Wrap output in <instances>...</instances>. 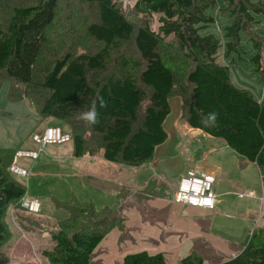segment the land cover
<instances>
[{"label":"trees","instance_id":"16d2710c","mask_svg":"<svg viewBox=\"0 0 264 264\" xmlns=\"http://www.w3.org/2000/svg\"><path fill=\"white\" fill-rule=\"evenodd\" d=\"M134 1L138 22L126 16L124 0H76L78 6L64 16V0H0V89L9 83L8 102L27 101L42 120L63 126L76 158L101 154L109 163L140 167L166 142L170 101L180 99L182 120L222 140L242 169L255 165L264 184V104L233 84L229 66L217 63L222 41L225 58L239 55L243 34L255 50L252 62L264 73V36L255 31L264 18V0H223L229 15L223 40L201 35L215 24L207 13L217 0ZM154 16L158 32L151 28ZM51 42L60 43L48 60L45 47ZM97 94L107 108L100 109V123L89 128L75 117ZM213 110L220 114L219 126L204 128L201 114ZM17 150H0V251L13 238L9 210L24 229L43 228L21 207L28 189L9 172ZM152 191L150 186L142 193L121 192L103 209L76 197L55 200L68 217L58 222L55 247L43 256L50 264H91L111 232L126 230L123 203L143 200ZM122 264L166 261L162 254L142 252ZM179 264H204V259L194 251ZM221 264H264V229H255L242 252Z\"/></svg>","mask_w":264,"mask_h":264},{"label":"crops","instance_id":"0c3cea01","mask_svg":"<svg viewBox=\"0 0 264 264\" xmlns=\"http://www.w3.org/2000/svg\"><path fill=\"white\" fill-rule=\"evenodd\" d=\"M12 105H14L12 109L5 111V113H7L6 116L10 120H7L4 125L0 124V150L30 148L32 146L31 136L33 134L40 133L46 127L60 126L59 123L51 119L42 120L35 107L30 105L27 101ZM176 112L177 113L172 116L170 114L165 120L164 128L168 134L166 142L156 148L154 157L150 162L140 167H128L109 163L101 154L76 158L74 156L72 143L48 146L52 148L46 151L48 148L46 147L40 153V157L37 161L20 160V164L27 169L28 172L31 168H34V170L38 169L41 176L44 175V172H42L43 169H55L51 168V165L67 164L69 167L68 178L70 180L73 179L74 185L76 184L79 189L83 188L82 184L85 186L83 195L79 193L73 197H76L79 201H93L98 209L112 207L116 202L118 194L121 192L142 193L152 186V193L148 194L143 200L135 198L130 199L137 200L138 203L141 204L142 210L144 211L143 218L145 220L159 223L158 230L156 231L158 236L156 240L160 242L159 244H169V249L172 248L173 252L175 251L176 259L180 263L181 260L190 256L194 251L203 257L204 255L202 254V251L209 250V246H207L209 245L208 235L211 232L212 235H210V238L213 241L222 242L223 239L228 248L236 251L228 252L225 256L227 258L223 260L225 262L237 257L242 252L244 245L249 239L245 240L250 229V223L245 218V216L249 214H247V212L244 214L239 212L242 208L247 209L250 203H247L245 206H236L235 203H232L231 198L233 195H236L238 191L246 189H248L249 192H245V195H240L239 198L241 200H256L257 196L255 192L250 191L252 186L251 184H246V178L243 176L236 178L232 176L239 173V171H235V167L234 169L232 167L231 170L230 166L226 167L222 163L219 164L218 161L212 164L211 161H208L209 158H207V156L201 158V156L196 155L194 151L191 150L193 141L198 143L196 145L199 146V151H202L200 149H203L204 151L205 147L210 148L213 145L220 147V151L222 152H229L231 149L228 148L222 140H220L221 143H215V140L219 139L211 138L202 131L193 129L185 123L182 120L181 101L180 107ZM1 120L2 116H0V122ZM170 132L176 136L175 140ZM169 144L179 145L178 155L180 158H185L184 168L180 172V175H182L181 177H184L190 170H196L199 172L212 173L215 176L216 181L218 180L220 182V187L222 188H219L216 192L220 204H218V209L213 211L215 217L211 219V221H205L201 218L203 217L202 212L211 213V211L209 212L198 208L176 205L173 202V195L171 196V201L163 200L162 197L164 196V193L161 196H158V186L165 187V185L156 184L157 182L155 181V178L151 177V174L154 173V175H157L155 168L157 167L156 160L158 158V152L159 150L168 148L167 146ZM232 152L234 155H231V158L234 161H237V168L242 172L247 171L249 168L250 171L257 170L256 172L261 181L257 167L255 165H248V167L242 169L240 167L238 156L233 150ZM42 155L44 158L39 163L38 161L41 160ZM170 162L174 163L173 161ZM148 167H150V169H148ZM159 176L163 179H167L166 182L173 180V177L168 176L167 170H165L164 173L161 172ZM242 178L244 179L242 180ZM17 179L20 180L21 178ZM32 184H35V180L33 179L29 181V186ZM215 190L216 188H214V192ZM250 194H253L254 196L250 197ZM26 198L29 199L32 197L27 194ZM221 203H227L228 207H223ZM231 212H236L237 216L230 215ZM11 214L12 220L17 227V231L22 235V237L16 239L12 247L11 263L33 264L29 257L34 255V245L31 239L25 236L24 233L33 232L34 230H26L18 225L14 220L15 212L11 211ZM237 217L240 219H237ZM196 221H199L202 224L206 223V227L199 226ZM258 221H256V226L253 231L258 228L262 229V227L259 226ZM240 224H244L241 230L243 232H239ZM189 227L192 228L193 231H191ZM215 227L221 228V231H225L227 234L229 233L231 238H224L217 233H213ZM201 228L203 231L207 230L206 236L204 237L196 230L200 229L201 231ZM148 231L151 234L155 232L151 228ZM252 232L250 234H252ZM241 240L244 242L241 243ZM214 253L217 254L218 252L214 251ZM14 256L18 257V259H14Z\"/></svg>","mask_w":264,"mask_h":264},{"label":"rangeland","instance_id":"374dc122","mask_svg":"<svg viewBox=\"0 0 264 264\" xmlns=\"http://www.w3.org/2000/svg\"><path fill=\"white\" fill-rule=\"evenodd\" d=\"M124 12L126 16L134 21L138 22V17L133 13V8L135 5L134 0H124ZM65 9L62 13L64 16L67 12L70 11V8L73 9L75 6H78L76 0H64ZM226 2L223 0H217V7L208 11V15L215 19V24L211 25L209 29L202 31L201 35H215L218 39L223 40L224 37V29L228 25L229 15L225 13ZM159 17L154 16L151 20V28L153 31L158 32L160 24L158 22ZM140 21V20H139ZM261 24L257 25L255 28L256 33L264 36V18H261ZM62 35V32H57L56 36ZM66 35V34H64ZM242 40V49L240 50L239 55L232 54L228 58H225V41H222V46L218 51L217 55V63L222 66H229L231 70L232 82L238 88H243L250 91L262 104H264V73L258 72L256 65L252 62V59L255 56V50L252 46V43L248 40L245 35H241ZM60 42H54L45 47L48 49L45 57L50 60L54 57V55L58 54V50L56 49L57 45ZM239 57L241 59H239ZM263 68H264V60H263ZM9 90V83L6 82L3 84L0 89V113H4L2 116V120L0 122L1 125H4L7 120H10L5 113L6 110L12 109L14 105L8 102L7 93ZM171 105V116L176 114L177 110L180 107L179 99H172L170 101ZM24 107V105H23ZM62 129H65L63 126H59ZM173 136L174 140L176 136L170 132ZM215 143H221L220 140H215ZM196 144L197 142L193 141L191 150L194 151L196 155L204 158L207 156L208 161L213 164L216 161L219 164H224L226 167H232L235 171H239L238 174L232 175L233 177L243 176L246 178V184H251L252 188L250 191L255 192L257 199L249 201L248 199L241 200L239 198L240 195H245V192H249L248 189L238 191L236 195H233L231 198L232 203H235L236 206H245L247 203H250L247 209H240V213H246V220L250 223V229L248 235L245 240H247L251 236V232L255 228L256 221L262 229H264V184L261 183L259 179V175L256 172L257 170H251L250 168L242 172L237 167V161H234L231 158V155H234L232 150L229 152L220 151V147H216L213 145L210 148L205 147V150L200 149ZM168 148L159 150L158 158L156 160L157 167L155 168V172L151 174V177L155 178L156 184L165 185L158 186L157 193L163 194V200L171 201V196L174 195L178 184L181 180L180 172L184 168L185 158H180L178 155L179 145H168ZM52 147H48L46 151L51 149ZM212 152V153H210ZM44 156L42 155L40 163L43 160ZM206 158V159H207ZM173 161L174 163L170 162ZM146 167V166H145ZM51 168L55 169H43V176L39 174V170L34 168L29 171L28 179H20L28 189V196L30 200H38L41 205V212L39 215L37 214V218L43 222V228H37L33 232L24 233L25 236L29 237L34 245V255H31L30 261L33 264H50L48 260L43 256V252L50 251L55 247V242L53 241L52 235L58 230V222L65 220L68 217V213L65 210L56 208L55 200L68 202L70 201L74 195L76 194H84L85 186L83 188H78V186L73 183V179H69V167L67 164L60 165H51ZM150 169V167H148ZM167 170L168 176L173 177L172 181L166 182L167 179H163L159 176V174L164 173ZM242 172V173H241ZM242 178V180L244 179ZM33 179L35 180V184L29 186V181ZM241 180V181H242ZM235 183V181H234ZM214 188L215 194L220 187V182L217 180ZM217 197V195H216ZM158 200V199H154ZM150 200V201H154ZM115 201V200H114ZM112 203V202H111ZM218 204H220V200L217 198L216 210L218 209ZM222 204V203H221ZM124 216L126 219V230L124 232L113 231L108 235L96 248L92 259L91 264H122L124 258L129 255H134L142 252H146L151 256H155L158 254H162L165 258L166 264H179L176 259V253L173 252L172 248L169 249V244L160 242L157 239V230L159 223H155L152 221H147L143 218L144 211L142 210L141 204L138 203L137 200L129 199L123 203ZM223 207H228L227 203L222 204ZM210 212V211H209ZM236 212H231L230 215H236ZM203 217H201L205 221H211L215 217L213 211L211 213L202 212ZM237 219H240L237 217ZM7 222L9 223L13 239L10 243L5 245L0 251V264H18L11 263L12 247L19 237L22 235L17 231V227L12 220L11 210L8 211ZM199 226L206 227V223L202 224L199 221H196ZM257 224V225H258ZM244 224L239 225V232L243 228ZM222 226V225H221ZM193 227V226H191ZM153 229L155 232L151 234L148 230ZM190 228V227H189ZM193 231L192 228H190ZM259 229V228H258ZM201 236H206L207 230L203 231L201 228L196 229ZM195 230V231H196ZM187 231V230H186ZM189 232V231H187ZM213 233H217L224 238H231L229 233L227 234L225 231H221V228L215 227ZM209 239V250H203L202 254L204 259V264H220L227 257L228 252L233 251L234 249L228 248L225 245V241L222 239V242H215L210 238ZM183 237V236H182ZM244 242L241 240V243ZM214 251L218 252L217 254ZM14 259H18V257L14 256ZM224 262V261H223Z\"/></svg>","mask_w":264,"mask_h":264},{"label":"built area","instance_id":"2783aa9c","mask_svg":"<svg viewBox=\"0 0 264 264\" xmlns=\"http://www.w3.org/2000/svg\"><path fill=\"white\" fill-rule=\"evenodd\" d=\"M72 143L70 133L59 127H46L40 133L31 136L30 148H19L9 172L15 178L27 179L29 172L21 164L22 161H37L40 153L48 146ZM216 178L212 173L190 170L181 178L173 195V202L183 207H193L206 211H215L217 197L214 192ZM253 197V194L249 195ZM21 207L29 214L37 215L42 205L38 200L23 199Z\"/></svg>","mask_w":264,"mask_h":264},{"label":"clouds","instance_id":"9594fccd","mask_svg":"<svg viewBox=\"0 0 264 264\" xmlns=\"http://www.w3.org/2000/svg\"><path fill=\"white\" fill-rule=\"evenodd\" d=\"M107 108V101L97 94L91 101L86 111H81L76 114V119L83 122L86 127H93L100 123V109ZM219 112L213 110L207 114H201L200 124L204 128H215L219 126Z\"/></svg>","mask_w":264,"mask_h":264}]
</instances>
